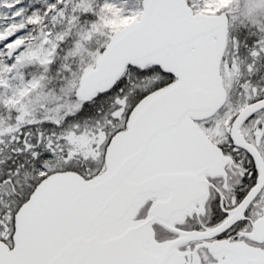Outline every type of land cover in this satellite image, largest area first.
Listing matches in <instances>:
<instances>
[{"label":"snow or ice","instance_id":"6c2138e0","mask_svg":"<svg viewBox=\"0 0 264 264\" xmlns=\"http://www.w3.org/2000/svg\"><path fill=\"white\" fill-rule=\"evenodd\" d=\"M0 264H264V0H0Z\"/></svg>","mask_w":264,"mask_h":264}]
</instances>
